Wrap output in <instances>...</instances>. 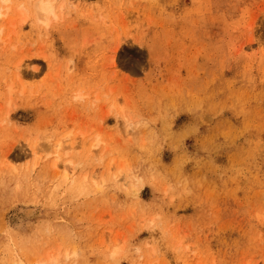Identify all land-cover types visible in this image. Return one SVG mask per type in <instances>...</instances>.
<instances>
[{
	"label": "rangeland",
	"instance_id": "rangeland-1",
	"mask_svg": "<svg viewBox=\"0 0 264 264\" xmlns=\"http://www.w3.org/2000/svg\"><path fill=\"white\" fill-rule=\"evenodd\" d=\"M1 1L0 264H264V0Z\"/></svg>",
	"mask_w": 264,
	"mask_h": 264
},
{
	"label": "bare ground",
	"instance_id": "bare-ground-1",
	"mask_svg": "<svg viewBox=\"0 0 264 264\" xmlns=\"http://www.w3.org/2000/svg\"><path fill=\"white\" fill-rule=\"evenodd\" d=\"M2 4H7L9 2V0H2L1 1ZM34 9L36 10V17L40 20V22L45 23V21H48L51 16L54 15V6L53 3L50 0H38L36 2V5L34 6ZM8 10L9 7L5 6V7H0V21H2L6 15L8 14ZM26 14V12H23ZM25 17L21 18V21H24ZM1 31V30H0ZM97 143V142H95ZM58 147H61L60 144L58 145ZM118 250H114L112 252V256L117 254ZM32 264H41V263H32ZM47 264H52L51 262H47Z\"/></svg>",
	"mask_w": 264,
	"mask_h": 264
}]
</instances>
